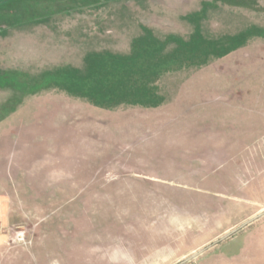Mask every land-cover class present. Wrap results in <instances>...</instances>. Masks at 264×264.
<instances>
[{
  "label": "rangeland",
  "instance_id": "374dc122",
  "mask_svg": "<svg viewBox=\"0 0 264 264\" xmlns=\"http://www.w3.org/2000/svg\"><path fill=\"white\" fill-rule=\"evenodd\" d=\"M263 210L264 0H0V264H179Z\"/></svg>",
  "mask_w": 264,
  "mask_h": 264
},
{
  "label": "crops",
  "instance_id": "0c3cea01",
  "mask_svg": "<svg viewBox=\"0 0 264 264\" xmlns=\"http://www.w3.org/2000/svg\"><path fill=\"white\" fill-rule=\"evenodd\" d=\"M241 232L244 233L241 236L242 243L235 252L219 251L216 254H212L208 264H264V215L256 218L235 233L239 235ZM232 235L210 246L204 252L220 243H224V241H230ZM200 255L194 259H197Z\"/></svg>",
  "mask_w": 264,
  "mask_h": 264
},
{
  "label": "water",
  "instance_id": "95a60500",
  "mask_svg": "<svg viewBox=\"0 0 264 264\" xmlns=\"http://www.w3.org/2000/svg\"><path fill=\"white\" fill-rule=\"evenodd\" d=\"M264 215V210L261 211L259 214H257L256 216L250 218L248 221L242 223L240 226H238L236 229L232 230L231 232L225 234L224 236H222L220 239L214 241L212 244L208 245L207 247L195 252L194 254H192L191 256H189L188 258H186L184 261L180 262L179 264H184L185 262H188L192 259H194L195 257H197L198 255H200L202 252H204L207 248H209L210 246L217 244L218 242H220L221 240L229 237L231 234H233L234 232H236L237 230L241 229L242 227H244L245 225L249 224L250 222H252L253 220H255L256 218L260 217Z\"/></svg>",
  "mask_w": 264,
  "mask_h": 264
}]
</instances>
